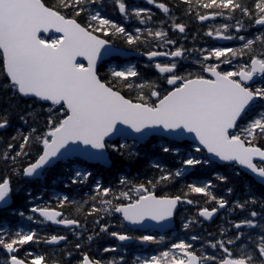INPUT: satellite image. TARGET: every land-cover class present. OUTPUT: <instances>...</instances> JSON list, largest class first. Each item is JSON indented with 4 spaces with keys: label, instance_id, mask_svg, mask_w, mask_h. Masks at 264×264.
Here are the masks:
<instances>
[{
    "label": "snow or ice",
    "instance_id": "snow-or-ice-1",
    "mask_svg": "<svg viewBox=\"0 0 264 264\" xmlns=\"http://www.w3.org/2000/svg\"><path fill=\"white\" fill-rule=\"evenodd\" d=\"M180 4L201 24L222 18L203 33L213 43L185 47ZM121 48L146 57V71L109 64ZM0 133V210L28 222L0 223V264H264V0H0ZM150 139L161 141L159 158L142 150ZM117 158L148 163L117 168L114 183L78 167ZM59 165L65 188L87 191L56 193L54 208L29 185ZM208 171L216 183L196 178L167 191ZM13 195L23 209L11 208ZM194 204L164 250L127 259L128 242L165 245L178 206ZM222 210L242 218L221 225L219 238L196 231ZM48 222L64 233L47 232ZM149 227L165 234H136ZM102 235L119 242L102 249L109 259L91 251Z\"/></svg>",
    "mask_w": 264,
    "mask_h": 264
},
{
    "label": "trees",
    "instance_id": "trees-1",
    "mask_svg": "<svg viewBox=\"0 0 264 264\" xmlns=\"http://www.w3.org/2000/svg\"><path fill=\"white\" fill-rule=\"evenodd\" d=\"M167 2L170 4V6L172 5H177L179 3V0H167ZM184 9H185V6L180 4L179 7H176L174 9V12L175 14L180 18V22H184L188 25V28H189V33L190 35H193L195 32H197L196 30H194V24H195V18L194 16H186L184 15ZM110 11V12H109ZM108 14L111 15L112 17H115L114 15H117V13L113 12L112 9L109 7L108 8ZM194 30V31H192ZM116 45H122V42L121 41H115L114 42ZM142 72L146 71L145 69L142 70L140 69ZM0 135H6L4 133H0ZM155 142H149L145 145L142 146V150L145 151V152H148L150 154L153 155L154 158H159L158 156V150L153 148V144ZM165 162L168 164L169 167H177L178 164L176 163V161L171 158V157H165ZM147 160H140L138 162H134V163H131L129 164L127 161H124L122 160L121 158H117V162L115 164H113V167L109 170H106L104 168H100L99 169V173L101 174V178H102V181L107 183L109 181H112L113 183L115 182V176H116V169L117 168H120V169H124V168H131V170L133 172H135L136 170L140 169V170H143L144 168H146L147 166ZM221 171H223V169H220ZM66 172L64 171V168L62 165H59L57 166V168L52 172L50 173L45 179L43 182H33L31 185L32 189H33V192L36 194L39 190L40 187H44L45 185H52L54 180H58V176H61V175H64ZM196 178H199L201 180H205V179H213V182L216 183V181L214 180V177L212 175V172L211 171H208L207 173L203 174V175H199L198 177L196 176H193V177H190L188 179H182L180 180L179 182L175 183V185L169 189H167V191H169L171 194H180V191H181V188H182V185L186 184V183H190L192 182V179H196ZM246 179H248L246 177ZM58 181H62V180H58ZM64 181V180H63ZM15 181H14V185H15ZM234 183H236L237 185L241 184L242 182L240 181H234ZM186 190V189H185ZM67 191L75 196V199H81L82 196H83V193L87 191V188L86 187H83V186H73V187H70L67 189ZM216 192H217V195H223L224 194V187L222 185H218L217 189H216ZM241 192V188H237V194H239ZM73 196V197H74ZM189 198L193 199L194 201L195 200H199L200 202V205L202 206L203 205V198L202 197H199V196H190ZM13 205L11 208H22L23 209V205H24V198L22 195H13ZM53 205L55 207H57L56 205V200L53 201ZM214 205H209V207H212ZM29 207V206H28ZM59 209V208H58ZM25 212H26V215L28 214V212L26 211V209H24ZM65 213L67 214L70 210L69 209H64ZM183 211H185V214L183 216ZM197 212V206L194 204V205H190L188 206L186 209L180 211V213L177 215V221L178 223H181V218L182 216L185 217V215H191L193 216L195 213ZM241 217V215L239 214V212L237 211L236 213L234 214H231L229 215L227 213V211L225 210L223 215H221L219 217V219H217L215 222H213L211 225L210 224H206L204 223L205 225V228L207 230V232H211V233H216V235L214 237L216 238H219L218 237V232H219V228L220 226L222 225L223 227L225 228H229V224H228V221L229 220H233V221H236V220H239ZM0 223H7L11 226H16V225H22V226H27V221H22L18 216H12L10 215V209L7 210V211H2L0 212ZM83 223V221H82ZM113 223H116V221H113ZM88 228L89 230L92 229V224H91V218L89 219V223H88ZM47 232L51 233V232H57L55 230V228L51 227L49 225V227H47L45 229ZM98 231V229H97ZM197 232H199L201 235H204L206 236V234H203L202 232V229L199 228V229H196ZM233 232H231L230 234H232ZM43 234V232L41 233ZM68 234V233H67ZM138 234V233H136ZM180 235V234H179ZM235 235V234H233ZM176 237V236H175ZM175 237L171 240H166V245L170 242H172ZM102 241L100 244L96 245V250L98 251H102V249L105 247V244L107 242V240L105 239H109V237L107 236H104L102 235L101 236ZM68 239L69 241H72L73 240V237L71 234H68ZM112 239V238H111ZM96 241H94L93 243H95ZM165 245V246H166ZM197 247H199V244L196 245ZM35 248V246H33ZM61 248L64 247V245L60 246ZM70 247V245H69ZM130 250L129 252L127 253V259L131 260L133 258V256H135L137 254V252L135 251V247L131 246L129 244V247H128ZM38 251H51L52 249L51 248H46L44 246H40L39 249H37ZM86 250V249H85ZM164 250V247L162 246H157V245H150L147 249H145V253L146 255H150L152 253L155 254L156 251H162ZM93 253V251H92ZM139 254H141L140 251H138ZM93 254H97L98 253H93ZM113 255V253H104L102 255L101 258L103 259H109L111 258ZM72 264H75V261L72 262Z\"/></svg>",
    "mask_w": 264,
    "mask_h": 264
},
{
    "label": "water",
    "instance_id": "water-1",
    "mask_svg": "<svg viewBox=\"0 0 264 264\" xmlns=\"http://www.w3.org/2000/svg\"><path fill=\"white\" fill-rule=\"evenodd\" d=\"M121 51L124 53L123 55H117V56H120V57H130L132 55H136L137 53H134V52H129L127 51L126 49L124 48H121ZM110 58V57H109ZM109 58H106V60H108ZM118 137H115L114 139H117ZM109 160H110V157H109ZM111 161V160H110ZM89 162H92V161H89ZM218 162V161H217ZM219 163V162H218ZM103 166L105 167H109L111 164H102ZM12 202H13V197H12ZM12 204V203H11ZM217 215H215L213 217V219L216 217ZM212 219V220H213ZM211 221V220H210ZM51 223V222H50ZM151 223V222H150ZM172 223H173V220L170 222V225L172 226ZM150 229H153V230H160L158 227H149ZM149 228H145V229H141V230H146V229H149Z\"/></svg>",
    "mask_w": 264,
    "mask_h": 264
},
{
    "label": "bare ground",
    "instance_id": "bare-ground-1",
    "mask_svg": "<svg viewBox=\"0 0 264 264\" xmlns=\"http://www.w3.org/2000/svg\"><path fill=\"white\" fill-rule=\"evenodd\" d=\"M157 17L160 18V19L163 18L161 15H158ZM58 180H64V176H58ZM38 192H39L40 196H42V199L45 200L46 196L44 194L43 187H40ZM113 230H115V229H113Z\"/></svg>",
    "mask_w": 264,
    "mask_h": 264
},
{
    "label": "rangeland",
    "instance_id": "rangeland-1",
    "mask_svg": "<svg viewBox=\"0 0 264 264\" xmlns=\"http://www.w3.org/2000/svg\"><path fill=\"white\" fill-rule=\"evenodd\" d=\"M158 142L160 143L161 141H160V140H158ZM230 232H231V230H230ZM144 246H147V245H144Z\"/></svg>",
    "mask_w": 264,
    "mask_h": 264
}]
</instances>
